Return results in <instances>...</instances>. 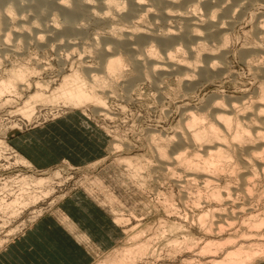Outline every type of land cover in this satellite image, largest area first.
I'll list each match as a JSON object with an SVG mask.
<instances>
[{
    "label": "rangeland",
    "instance_id": "obj_1",
    "mask_svg": "<svg viewBox=\"0 0 264 264\" xmlns=\"http://www.w3.org/2000/svg\"><path fill=\"white\" fill-rule=\"evenodd\" d=\"M59 1L0 0V259L53 219L80 230L91 264H223L243 244L251 258L231 264H264V135L254 136L259 120L247 117L264 105V0L188 7L198 17L216 12L223 38L200 34L165 48L125 33L140 27L163 39L187 32L186 20L163 21L130 0L111 11L106 0ZM112 57L121 72L106 70ZM73 88L82 100H71ZM80 118L102 153L85 138L76 146L70 126ZM242 120L253 136L224 135ZM210 125L214 135L204 138ZM47 127L55 151L73 137L80 163L63 154L39 167L25 156L21 139Z\"/></svg>",
    "mask_w": 264,
    "mask_h": 264
},
{
    "label": "bare ground",
    "instance_id": "obj_2",
    "mask_svg": "<svg viewBox=\"0 0 264 264\" xmlns=\"http://www.w3.org/2000/svg\"><path fill=\"white\" fill-rule=\"evenodd\" d=\"M84 1L85 0H83V4H84ZM90 1V0H89ZM123 1V0H122ZM121 1V2H122ZM127 1V0H126ZM131 1V3L133 4L132 6L135 8V7H137L136 8V10L135 11H139V12H142L143 11V13L145 12V13H148V14H150L151 12H153V11H155V13L157 12V10L160 12V16H159V18L160 17H162V18H160V19H163V21H170L171 19H173V18H177V17H180L181 19H184V20H186L187 22H186V24H187V32H186V30H185V32L183 33H180V31L178 32V31H176V29L174 30V31H176L177 33H179V34H177L176 32H174V31H172V32H174V34L173 35H170V34H168L169 32H171V31H169V32H167V34L169 35V36H165V38L163 37V39H160L161 37H160V35L159 36H157V35H155V34H153V33H151L152 32V30H147V31H145V29H144V31L142 30L141 31V29H143V28H140L139 27V29L140 30H136V29H134V30H136V32L134 31V30H130L129 32H127V33H125V38L127 39V41L129 42H134V43H137V42H139L140 40H142V41H148V42H152L153 40H156L157 42H159L161 45H162V48H165V47H168V46H173V44L175 45V43H178V42H175V41H173V40H176V41H181L183 38H189V40L190 39H194V38H199V35L201 34V35H204L205 37H207L208 39L209 38H216V36L218 37H220L221 36V38H223V36L224 35H222L223 34V31H224V24L226 23V22H224V21H222V22H220V19L216 22V20H214V18H213V16H215V14H217L216 12L214 13V14H212L211 15V12H210V15H205L204 17H198V16H196V11L200 8L199 6L201 5V6H204V7H206V8H209V9H211V11H213L212 10V7H214V8H216V6L218 7V6H220V8H221V6H224V5H226V4H228L229 3V1H231V0H130ZM233 1H237V2H240V1H244V0H233ZM245 1H247V0H245ZM67 2H68V0H67ZM94 2V1H93ZM120 2V1H119ZM91 3V2H90ZM89 3V4H90ZM101 3H102V1H101ZM117 3H118V1L117 0H106V2L104 1V4L106 5V8L107 7H109L110 8V11H111V7L114 9V7H113V5H117ZM122 3H124V2H122ZM121 3V4H122ZM236 3V2H235ZM234 3V4H235ZM251 3V2H250ZM81 4V3H80ZM86 4V3H85ZM84 4V5H85ZM104 4H103V7H104ZM121 4H119V7H121ZM191 4V5H190ZM240 5H241V3H239ZM67 4H66V0H61V1H59L58 3H57V6L59 7V8H64L65 6H66ZM238 5V4H237ZM91 6V5H90ZM76 7H77V5H76ZM81 7H83L82 5H81ZM103 7H101V5H100V9L101 8H103ZM117 7V6H116ZM119 7H117V8H119ZM129 7V6H128ZM188 7H190L191 9L193 8L194 9V11H191V10H188ZM227 7V6H226ZM80 8V7H79ZM223 8V7H222ZM229 8H231V7H229ZM238 8V7H237ZM77 9V8H76ZM92 9V8H91ZM131 9V8H130ZM157 9V10H156ZM78 10V9H77ZM94 10V9H93ZM109 10V9H108ZM227 9H225V11H226ZM229 10V9H228ZM237 10V9H236ZM97 11V10H96ZM95 11V12H96ZM102 11V10H101ZM104 11V10H103ZM115 11V10H114ZM131 11H132V9H131ZM209 11V10H208ZM72 12V11H71ZM76 12V11H75ZM80 12H82V11H80ZM79 12V10H78V13H80ZM92 12H94V11H92L91 10V13ZM117 12V11H116ZM230 12V11H229ZM74 13V12H73ZM104 13V12H103ZM107 13H108V11H107ZM106 13V11H105V15L107 14ZM114 13V12H113ZM118 13V12H117ZM144 13V14H145ZM154 13V12H153ZM208 13V12H207ZM52 14V13H51ZM76 14V13H75ZM81 14V13H80ZM90 14V13H89ZM97 13H95V15H96ZM128 14H130V13H128ZM128 14H125V16H127ZM98 16H100L99 14H97ZM119 15V14H118ZM133 15H135V12H132V16ZM141 13H139V14H137V16L136 17H141ZM153 14H151V16H152ZM232 15V14H231ZM52 16V15H51ZM90 16H91V14H90ZM101 16H103V15H101ZM120 16H124V15H120ZM129 16H131V15H128L127 17H129ZM144 16V15H143ZM155 16L156 15H154L153 17V19H155ZM158 16V15H157ZM81 17V16H80ZM93 17V16H92ZM135 16H134V18H136ZM220 17V16H219ZM225 17V16H224ZM97 18V17H96ZM104 18H105V16H104ZM104 18H102V19H104ZM115 18V17H114ZM152 18V17H151ZM158 18V19H159ZM229 18V17H228ZM98 19V18H97ZM128 19V18H127ZM142 19V18H141ZM223 19V18H222ZM53 20V19H52ZM183 20V21H184ZM130 20H128V22H129ZM134 21V20H133ZM160 21V20H159ZM67 22V21H66ZM102 22V21H101ZM154 22V21H153ZM157 22V21H156ZM185 22V21H184ZM9 23V22H8ZM76 23V22H75ZM133 24H134V22H132ZM132 24V25H133ZM173 24V23H172ZM46 25V24H45ZM261 25V24H260ZM134 26V25H133ZM150 26H152V25H150ZM75 27V26H74ZM81 27V26H80ZM165 27H166V25H165ZM203 27V28H202ZM206 27V28H205ZM172 28V27H171ZM171 28H170V30H171ZM204 29L206 32H203L202 33V29ZM154 29V28H153ZM158 29V28H157ZM178 29V28H177ZM78 30V29H77ZM169 30V29H168ZM173 30V29H172ZM261 30V29H260ZM141 31V32H140ZM157 31V30H156ZM201 33H200V32ZM226 31V30H225ZM262 32V31H261ZM176 33V34H175ZM199 33V34H198ZM225 33V32H224ZM225 34H227V33H225ZM192 36V37H191ZM191 37V38H190ZM227 37V36H226ZM225 37V38H226ZM125 38H124V40H125ZM167 38H171L170 39V41L172 40L173 42H170V43H165L163 40H166ZM203 38V37H202ZM224 38V39H225ZM133 39V40H132ZM205 39V38H204ZM132 40V41H131ZM188 40V39H187ZM195 40V39H194ZM201 40V39H200ZM227 40V39H226ZM221 41H222V39H221ZM225 41V40H224ZM262 41V40H261ZM223 42V41H222ZM139 43H141V42H139ZM263 44V43H262ZM261 44V45H262ZM142 45V44H141ZM223 45V44H222ZM258 45H259V43H258ZM170 46V47H171ZM225 46V45H224ZM181 47V46H180ZM179 47V48H180ZM220 47V46H219ZM218 47V48H219ZM261 47V46H260ZM161 48V49H162ZM255 48V47H254ZM216 50V49H215ZM108 51V50H107ZM192 51V50H191ZM106 52V51H105ZM163 52L165 53V51L163 50ZM179 52V51H178ZM215 53V52H214ZM250 53V52H249ZM102 54H103V51H102ZM104 54H106V55H108L107 53H104ZM103 54V55H104ZM163 54V53H162ZM168 57H169V62H168V64H169V66H174V64L172 63V59H173V57H172V52L170 53V52H168L167 51V53H165ZM164 55V54H163ZM165 55V57H167ZM229 55V54H228ZM215 56V55H214ZM167 57V58H168ZM170 57H171V60H170ZM108 58V57H107ZM115 60H116V58H110L109 60H107V65H106V70L108 71V72H114V73H119V72H121L122 70V65H115ZM176 60V59H175ZM157 61V60H156ZM221 61V60H220ZM174 62V61H173ZM179 62V61H178ZM180 64V66L182 65L181 63H179ZM167 65V64H166ZM176 66V65H175ZM174 66V67H175ZM179 66V67H180ZM155 67V66H154ZM151 68V67H150ZM173 68V67H172ZM177 68V67H176ZM181 68V67H180ZM214 68V67H213ZM207 69V68H206ZM157 70V69H156ZM224 70V69H223ZM160 73V72H159ZM209 73V72H208ZM217 74V73H216ZM185 78V77H184ZM186 79H187V77H186ZM185 82V81H184ZM9 84H10V82H9ZM1 88V87H0ZM77 90V91H76ZM79 90V91H78ZM70 91H72L71 93H70V95H68L69 94V92H68V97L70 96V98H71V100L73 101H75V100H82V98L84 97V93L82 92V90L81 89H74L73 88V90L71 89ZM264 92V91H263ZM261 94H263V93H260V95ZM264 95V94H263ZM261 97V96H260ZM264 97V96H263ZM67 98V97H66ZM69 98V99H70ZM97 98H100V97H97ZM99 100H101V98L99 99ZM260 100V99H259ZM261 101V100H260ZM77 102V101H76ZM244 104V103H243ZM260 104V103H259ZM230 105V104H229ZM247 110V109H246ZM232 111V110H231ZM101 113V112H100ZM262 113H264V105L263 106H259V107H254V111L253 112H251V114H249L247 117L250 119H252V118H257L258 120H259V124L257 123V125L256 126H258V128H256L255 129V132H256V134H254V136H256V138L258 139V138H263V137H261V135H264V131H262V133L263 134H261V130L259 131V127H260V129L262 128V129H264V118L263 117H261L262 116ZM219 116V115H218ZM246 117V116H245ZM244 117V118H245ZM216 118V117H215ZM239 119V118H238ZM240 121H241V119H240ZM244 121L242 120V122H241V124H238L237 122H236V124H238V125H235L236 126V128L234 129V131L232 130L233 128H231L232 126H231V124H229V125H227L226 126V133H224V135L225 134H230L231 136L233 135L234 137H233V139L235 138L236 140H242V139H247L248 140V137L250 136V135H252V134H250L249 136H247V138H246V136H245V133L248 131V129H245L246 128V126H247V128H248V124L245 126V125H243L242 123H243ZM235 123V122H234ZM234 123H232V125H234ZM246 122H244V124H245ZM243 125V126H242ZM251 125V124H250ZM244 126H245V128H244ZM251 127V126H250ZM253 128V127H252ZM250 129V128H249ZM254 129V128H253ZM253 129H251V130H253ZM221 130V129H220ZM219 130V131H220ZM232 130V131H231ZM189 131V130H188ZM223 131V130H222ZM153 133V132H152ZM201 134H203L204 135V138H209V137H211V135L213 136L214 135V128L210 125V130L209 131H207V130H202L201 132H200ZM166 135V134H165ZM183 135V134H182ZM216 135V134H215ZM179 136V135H178ZM253 136V135H252ZM195 137V136H194ZM245 137V138H244ZM181 138V137H180ZM196 138V137H195ZM253 138V137H252ZM255 138V139H256ZM151 139V138H150ZM232 139V138H231ZM250 140H251V138H249ZM193 140V139H192ZM191 140V141H192ZM254 140V139H253ZM194 141V140H193ZM246 141V140H245ZM195 142V141H194ZM242 142V141H241ZM254 142V141H253ZM196 143V142H195ZM252 143V142H251ZM264 143V142H263ZM244 145V144H243ZM241 143L240 144H237V147L239 148V150H243L244 149V146H243ZM246 145V144H245ZM225 146V145H224ZM240 146H243V148H241ZM188 147V146H187ZM191 147V146H190ZM224 148V147H223ZM227 148V147H226ZM252 148V147H251ZM184 149V148H183ZM182 149V150H183ZM250 149V148H249ZM223 149H221V150H219V152L220 151H222ZM249 151V150H248ZM186 152V151H185ZM185 152L184 153H182V154H185ZM181 153V152H180ZM177 154V153H176ZM251 154V153H250ZM176 157V156H175ZM178 157H179V155H178ZM173 158H174V155H173ZM177 158V157H176ZM176 158H174V159H176ZM180 158V157H179ZM240 158V157H239ZM177 161H178V158H177ZM250 161V160H249ZM254 162V161H253ZM254 173V172H253ZM244 184V183H243ZM243 187V186H242ZM243 189V188H242ZM230 198V197H229ZM241 209V208H240ZM229 213V212H228ZM234 213V212H233ZM224 214V213H223ZM221 215V214H220ZM216 217V216H215ZM229 217H231V216H229ZM245 218V217H244ZM203 219H205V218H203ZM264 219V218H263ZM263 219H261V220H263ZM261 220H260V224H262L261 223ZM264 221V220H263ZM257 222H259V221H257ZM256 222V223H257ZM203 223V222H202ZM256 225V224H255ZM255 225H252V226H255ZM217 231H218V229H217ZM136 235V234H135ZM137 235H138V233H137ZM177 242V241H176ZM177 244V243H176ZM181 244V243H180ZM140 245V244H139ZM143 245V244H142ZM142 245H140V246H142ZM131 247V246H130ZM137 248H139V246H136ZM255 248V247H254ZM128 249H129V247H128ZM132 248H130L129 250V252H126L125 254H128V255H131V254H129L130 252L132 253L133 252V257H134V253H136V252H138V251H140V249H141V247L137 250H135V249H133V250H131ZM254 250H252V248H248V247H246V245H241L237 250H233V251H230L228 254H226V256L224 257V259L222 260V263L223 264H231L232 262H234V261H236V258L237 259H240V257L242 256V255H248L249 257L251 256V253L253 252ZM132 256H130V257H132ZM125 257H126V255H125ZM251 258V257H250ZM114 264V263H113Z\"/></svg>",
    "mask_w": 264,
    "mask_h": 264
},
{
    "label": "crops",
    "instance_id": "obj_3",
    "mask_svg": "<svg viewBox=\"0 0 264 264\" xmlns=\"http://www.w3.org/2000/svg\"><path fill=\"white\" fill-rule=\"evenodd\" d=\"M45 129H43L45 131L41 130L37 134H33L32 132L25 135L20 141L24 146L23 152L25 156L32 163L39 167H48L57 163L59 159H62L60 157L63 154H66V157H63L64 159L78 161L80 163L79 160L72 158V150L74 147L73 137L72 139H66L64 143L68 147L66 152L61 146L57 147L55 151L48 144L52 136L44 133L51 131L49 127ZM70 129H72V133H70L72 136L73 133H76V136L78 134L79 139H77L76 144L78 148L82 146L81 138H85V141L92 140L95 144L98 143L101 148L102 142H99L93 135L92 138L90 137L89 126L85 120L81 118L74 119V125L72 127L70 126ZM103 148H101V153ZM84 149L85 152L82 154L85 155V158L93 155H90L91 152L88 147ZM77 231L80 232L79 229H69L53 221V219L46 220L44 221V225L29 234L26 240L20 243L19 247L9 250L4 255V258L0 259V264H91L90 250L86 245L81 244L80 233ZM85 231L86 236L91 237L93 240L97 239L95 233L89 228Z\"/></svg>",
    "mask_w": 264,
    "mask_h": 264
}]
</instances>
